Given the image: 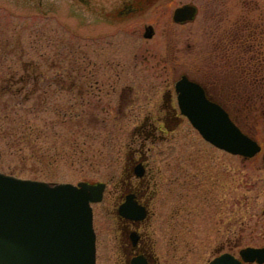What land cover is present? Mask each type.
Instances as JSON below:
<instances>
[{
  "label": "rangeland",
  "instance_id": "1",
  "mask_svg": "<svg viewBox=\"0 0 264 264\" xmlns=\"http://www.w3.org/2000/svg\"><path fill=\"white\" fill-rule=\"evenodd\" d=\"M186 3L194 18L175 23L174 8ZM245 67L250 78L241 76ZM172 68L175 79L208 76L261 151L229 154L185 117H167L160 96ZM10 74L26 77L28 98L0 99V133H13L0 137V171L105 182L92 205L93 227L103 230L96 264H110L102 235L116 221L119 179L139 152L155 191L149 228L160 248L166 242V264H207L229 247L236 255L264 246V0H0V78ZM139 128L153 129V140Z\"/></svg>",
  "mask_w": 264,
  "mask_h": 264
},
{
  "label": "water",
  "instance_id": "2",
  "mask_svg": "<svg viewBox=\"0 0 264 264\" xmlns=\"http://www.w3.org/2000/svg\"><path fill=\"white\" fill-rule=\"evenodd\" d=\"M195 14L196 7L186 3L174 8L172 19L182 24ZM153 32L147 25L143 37ZM174 91L180 113L204 140L244 159L261 150L197 81L183 73ZM261 159L264 165V152ZM104 189L101 181H43L0 171V264H95L91 203L102 199ZM238 255L223 252L208 264H261L264 246L242 247Z\"/></svg>",
  "mask_w": 264,
  "mask_h": 264
},
{
  "label": "flooded vegetation",
  "instance_id": "3",
  "mask_svg": "<svg viewBox=\"0 0 264 264\" xmlns=\"http://www.w3.org/2000/svg\"><path fill=\"white\" fill-rule=\"evenodd\" d=\"M127 8L128 10L126 12H133V10H136L132 5L128 6ZM227 67L233 68L231 64H228ZM219 68L220 65L218 66L217 71L219 70ZM173 71L174 70L172 68L171 76L169 77V81L167 80L166 84L167 90L162 91L160 96L162 98L165 114H167V117L171 119L184 117V115L180 113L178 107L176 108L173 105V103L175 102L177 105L176 93L174 91V82L179 78H174L175 72ZM181 74L183 73L176 75L180 76ZM219 76H217L216 73L212 75L211 78L213 83H217V80H219ZM188 77L197 81L203 87L207 97L219 103L229 113L231 118L235 120V117L232 114V110H235L233 109V107H229L226 103L216 97L218 96V93L212 89L214 85L211 87L209 86L208 76L204 77L205 79H196L190 75H188ZM229 95L234 96V94L232 93H229ZM153 126L155 129H157L155 125H152V127ZM138 130L139 133L145 131L143 130V128H139ZM152 130L149 128L147 131H145V138H151V140H153L154 132ZM138 154L139 155L136 158L133 155L132 159H130L132 161L126 174L122 175L119 179L121 185L118 189L115 207L116 221L114 224L110 225L107 230L105 229V232H103L102 235L103 238L104 236L106 237L107 241L106 246L102 250L103 256L105 257V260L109 258L110 264H163L160 259L161 257L164 260L165 264L166 262H168L167 257L169 254V249L165 248L166 242L163 246V249L160 248L161 245L156 244V239H153L152 233L150 232V220L154 217V211L150 206V202L154 197L153 193L155 191L152 190L150 192V177L147 174L148 170L144 162L145 158L142 156L143 153L139 152ZM101 231L103 230L94 228L96 246L95 264L97 260L98 239L100 237ZM174 241L177 242L176 239ZM170 242L171 240H167L168 246H170ZM235 245L233 244L232 246L235 247ZM230 251L231 247L223 251H219L218 253H216V255L222 252L232 253ZM216 255H214L213 257H215ZM211 259H209V261ZM209 261L207 262V264L209 263ZM244 264L258 263L252 261L246 262ZM262 264H264V262Z\"/></svg>",
  "mask_w": 264,
  "mask_h": 264
},
{
  "label": "trees",
  "instance_id": "4",
  "mask_svg": "<svg viewBox=\"0 0 264 264\" xmlns=\"http://www.w3.org/2000/svg\"><path fill=\"white\" fill-rule=\"evenodd\" d=\"M24 63L26 64L27 62H24ZM238 64L239 63H237V65ZM212 66L216 70L215 72H217L216 64H213ZM242 70L243 71H240V73H242L241 76L243 78L244 77L250 78L248 69H246V67H245ZM10 76H11V74H10ZM10 76L8 75L7 77L0 78V99H3L4 97L11 95L13 97L19 98L18 101L21 100L22 102H25L28 98L27 92H25L26 87L24 85L25 81H26V77H24L22 74L19 75L18 77H13V76L10 77ZM260 93L261 94H259V92H257V94L264 96V86H263V90H261ZM22 102H20L19 105H23ZM6 104H7V102L4 101L0 104V106L4 109L6 107ZM4 136H13V133L10 131H3L2 133H0V137H4ZM22 138H23V140H28V137H26V136L25 137L23 136Z\"/></svg>",
  "mask_w": 264,
  "mask_h": 264
}]
</instances>
